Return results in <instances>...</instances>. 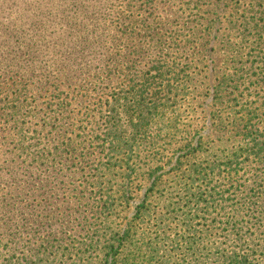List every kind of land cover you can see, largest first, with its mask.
I'll return each instance as SVG.
<instances>
[{
  "label": "trees",
  "instance_id": "trees-1",
  "mask_svg": "<svg viewBox=\"0 0 264 264\" xmlns=\"http://www.w3.org/2000/svg\"><path fill=\"white\" fill-rule=\"evenodd\" d=\"M171 1L0 0V264H132V254L151 264L169 262L173 248L160 253L150 247L155 241L143 231L145 217L155 214L165 226L177 204H213L217 196L225 199L229 187L237 199L228 207L238 211L239 200L244 207L250 202L248 186L257 194L250 203L255 232L227 221L219 233L212 219L210 230L194 226L181 244L192 264H264L253 249L257 231L264 234V186L253 166L245 164L251 153L264 154V141L236 139L242 130L263 129L230 116L239 112L231 102L240 103L243 82L236 76L220 81L229 93L237 90L228 98L216 84L205 86L200 70H183L182 77L173 79L163 65L144 57L156 37L166 33L190 55L209 52L210 23L219 17L205 14L220 12L208 14L207 6L193 13L191 4L205 1L177 0L185 15L182 26L167 29L181 23L168 15L167 10L176 9ZM229 1L238 5L236 12L243 5ZM257 12L260 22L242 16V31L264 25V13ZM224 30L229 34L228 27L217 28L219 43L227 39ZM222 53L231 54L227 49ZM260 62L257 67H264ZM256 74L260 80L254 89L264 82V73ZM156 77L169 88H178L184 78L201 85L184 109L187 117L179 103L148 98ZM205 128L207 133L199 134ZM150 131L168 137L170 147L154 142L145 150L144 144H152ZM205 138L203 146L199 142ZM172 151L179 153L175 166L160 172ZM203 158L205 164H195ZM180 164L191 166L184 174ZM168 175L176 177L173 189L151 199L153 187ZM220 178L224 184L216 181ZM112 180L116 188L107 186ZM141 180L142 198L131 220L109 230L101 221L112 207L110 200L118 194L120 203L129 205ZM90 218L98 224L89 223ZM184 218L186 231L193 225Z\"/></svg>",
  "mask_w": 264,
  "mask_h": 264
},
{
  "label": "rangeland",
  "instance_id": "rangeland-1",
  "mask_svg": "<svg viewBox=\"0 0 264 264\" xmlns=\"http://www.w3.org/2000/svg\"><path fill=\"white\" fill-rule=\"evenodd\" d=\"M181 1L184 4L187 0ZM202 1H205V4L203 6L191 4L190 9L193 13L203 12V9H207V6L210 7L208 9V14L216 11L220 12V14L217 12V15L219 16L205 14L206 17L212 16L214 19H217L219 17L218 20L210 23L211 31L209 38L210 42L208 44L209 52L201 55L194 52V55H190L185 51V48L176 47L175 44L172 43L169 39V35L171 33H166L163 36L161 35L156 37L154 45H151L145 51L144 57H146V59H152V61L158 62L161 66L163 65L165 67V72L173 79L182 77L184 74L183 70H190L191 73L194 71V69H196L197 72L200 70L202 71V74L200 76L204 77L205 86L210 87L216 84V86L219 87L220 93H223L228 98L234 97V93L237 90H235L233 93H229L228 89L226 88V83L220 81H222L224 78L228 79L230 77L236 76L239 82H243L241 87L243 93L240 103H236L235 101L231 102V104L234 105V108L239 112L231 113L230 116L236 118L243 117V120L240 124H243L245 122L249 123V125L255 124L256 126L261 127V129L263 130L258 132H256L254 129L242 130L238 135H236L237 138H235L237 140L241 138L251 140L253 137H256L257 139L264 141V82L261 81V83H258V88L254 89V84L257 83V80H260V77L256 73H264V67H257V65L261 64L260 61H264V59L261 57V55L264 56V25L260 27L248 28L242 31L244 29V27H242L243 15H246V19L248 21L255 17V20L260 22L262 15L258 12H255L261 11L264 13V0H241V3L243 5L239 7L238 12H236L238 5L229 0ZM171 2L175 3L174 6L176 7V9L167 10L168 15L172 20L176 19V17H179L181 23H174L173 25L170 24L167 26V29L172 28L177 30L182 26L183 17L185 15L183 14L181 2L179 3L177 2V0ZM186 12L188 13L190 11L187 10ZM208 21L209 20L206 19L203 21V23L207 24ZM199 22L200 20H198V24L200 25V27H203L204 24L202 25ZM218 27H220L221 31H223L224 27H228L229 30V34L224 30V33L227 34V39H223V42L220 43L219 41L221 39L216 40L218 38V35H216ZM235 27L239 30H237ZM178 37V40L182 39V37ZM222 47H225V49H227L231 53L228 56L229 58H227L226 54L222 53L225 50ZM196 50L198 49L196 48ZM197 59H199V61H197ZM168 65L171 66L172 72L168 70ZM186 65H188L189 68ZM213 67L215 71L212 72ZM242 67H245L246 69L241 70L240 68ZM261 68H263V70ZM184 80L185 82L178 88H169L164 87L165 83L162 82L160 78L156 77L148 88V98H159L167 105H169L168 103H171L173 101L177 104L179 103L183 105V107L179 109V112L182 111V113L187 117L188 114H186L184 109H186L188 101L194 99V97L196 96V92L201 91L202 88L201 85L193 79L191 80V82H187L189 81L187 78H184ZM114 86H116V84H114ZM250 93H252V97L250 96ZM257 96L263 98L257 99V101L255 102L253 98ZM198 99H201V96H199ZM205 100L208 101L207 104L209 105L210 99L208 98ZM223 100L225 99L223 98ZM171 110L172 109L167 108V111ZM208 111L209 110L207 108V112ZM209 123L210 121L208 119L207 124ZM150 132L152 135V144H149L150 142L144 144L145 150L152 147L154 142L163 143L167 146V148L170 147L166 144L169 140L168 137H160V134H158L156 131ZM229 132L232 135L236 134L235 132H232L230 130ZM206 133V128L199 132V134ZM199 134L195 135V140L199 139ZM207 138L212 139L213 137L209 136ZM207 138L201 140L199 143H202V145L205 146L204 141ZM96 139L97 138H94V140ZM178 155V152L175 153V151H172L165 158V160L162 161L164 166L160 170V172H166L168 169L170 170L171 168H173L175 166V161ZM194 161L195 164H205L204 158L195 159ZM192 162L193 161L191 160L189 164H191ZM248 162L251 164V166H253V168L251 169L253 175L256 178L260 179V181H263L262 185L264 186V154H259L257 152V155H255L254 153H251V155H248L247 162H245V164H248ZM189 164L179 165V167L182 168V173H186L187 167L191 166ZM173 178L176 177L168 175L167 177L163 178V180H161L157 185H155L153 187V196L151 197V199H155L158 195V192L163 189L171 191L173 189L174 183ZM216 181L220 184L225 183V180L222 178ZM150 183L151 179H148V182H145V185L143 180H141L140 187L142 188L134 195V198L129 201V205L127 206L125 203H120V201L118 200L119 195L115 194L110 200L112 207L105 212L106 216L102 217L101 223L104 226H107L109 230H114L117 225L121 223L126 224L127 222H129L131 220L130 218L132 216L133 206L136 205V203H138L142 198L141 193L143 185L144 187H146ZM107 186L116 188V184L113 180L108 183ZM226 186L229 187L232 185L227 181ZM225 190L226 188H223V190L219 191L218 189L215 192L222 193ZM247 190L250 195V202L247 207H244L243 205H240L239 200V203L237 205L239 209L238 211H233L232 208L228 207V205H230L237 199L232 193H230L232 189L229 187V192L224 195L225 199L221 201L220 197L217 196V200L213 204L204 201H200L197 204L191 203L189 206L184 204L183 202L177 205L175 204L176 206L174 213L172 214L171 219L166 222L165 226L164 222H161L159 217L155 216V214L151 215L150 218L145 217V222L140 223L145 227L143 229V231H145V234L155 241L154 244H152L150 247L152 249H155L156 251H159L160 253H163L170 247L173 248H171V260L169 262L160 261L158 264H181L184 261H189V263L187 264H192L193 258L189 254L185 255L186 248L182 246L181 238L185 235H192L194 226L197 227V230H210V223L212 219H215L213 224L214 226L219 227L217 230H215L219 231V233H221V231L227 226V221H230L231 223L236 222L237 227L239 229H242V231H245L246 233L253 232L254 228H251V221L256 217V213L253 211L255 208L250 205V203L256 200L257 194L255 192L256 188L254 186H248ZM175 200L176 197L172 198L171 201ZM185 215L188 221L192 222L193 225V227H190V229L186 231L183 228V221H186V219L184 218ZM91 222H96V224H98V220H94V218L89 219V223ZM86 228H88V225ZM88 234L91 235L92 232L89 231ZM255 236V245L253 246V249L256 250L257 256L262 261V263H264V234L261 232V229L257 231ZM160 238L161 241L157 243V239ZM132 250L133 249L129 251L131 252V254ZM130 262L132 264H151V260H149L148 258L140 260L138 258H134L133 254L130 257Z\"/></svg>",
  "mask_w": 264,
  "mask_h": 264
}]
</instances>
